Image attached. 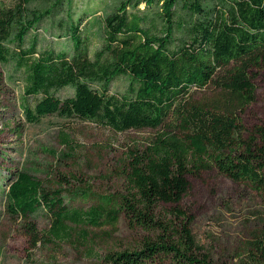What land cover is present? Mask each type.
I'll return each instance as SVG.
<instances>
[{
  "label": "trees",
  "instance_id": "trees-1",
  "mask_svg": "<svg viewBox=\"0 0 264 264\" xmlns=\"http://www.w3.org/2000/svg\"><path fill=\"white\" fill-rule=\"evenodd\" d=\"M43 1L51 6L31 7ZM71 3L0 0V64H14L22 78L20 108L27 122L58 115L116 133L163 131L129 154L126 194L96 196L86 210L70 208L60 190L16 171L7 183L9 212L28 221L46 208L49 235L58 240L73 238L77 227L115 226L122 216L134 227L163 231L139 250L107 254L103 264H213L197 257L189 222L178 231L155 215L171 205L179 217L190 178L213 171L264 200V125L247 133L238 115L255 100L250 69L264 62V0H119L97 21L101 45L93 53L82 19L75 24L72 17L71 53L41 51L36 38L28 41L46 18ZM120 78L127 79V88L111 93ZM6 88L3 70L0 109L7 108ZM67 88L73 96L55 95ZM207 89L214 97L196 98ZM26 228L36 244V227ZM239 259L238 264H264V227Z\"/></svg>",
  "mask_w": 264,
  "mask_h": 264
},
{
  "label": "rangeland",
  "instance_id": "rangeland-1",
  "mask_svg": "<svg viewBox=\"0 0 264 264\" xmlns=\"http://www.w3.org/2000/svg\"><path fill=\"white\" fill-rule=\"evenodd\" d=\"M118 1L72 0L64 11L56 10L46 18L28 41L36 38L41 51L71 53L72 17L75 24L82 19L83 29L92 37L93 53L101 45L97 21L111 13ZM40 6L49 8L51 3L43 1L42 5L31 7ZM140 8L145 9V4ZM3 70L7 88L2 102L7 108L0 109V264H103L109 253L136 251L147 239L162 237V230L149 232L134 227L122 216L115 226L77 227L73 238L58 240L49 235L52 224L46 208L42 207L28 221L9 212L7 183L16 171L28 172L52 190H60L70 208L86 210L96 196L126 194L129 154L145 149L163 130L116 133L93 122L58 115L28 123L20 108L24 94L22 78L14 71V64H0V73ZM250 76L255 100L238 114L247 133L264 125V62L251 67ZM127 85L126 78L117 79L110 92L123 93ZM73 94L71 88L55 92L61 99ZM213 94V89H207L196 93V98H211ZM19 125L21 136L17 134ZM86 193L91 194L89 200H85ZM175 207L162 205L155 220L171 223L178 231L189 222L197 257H207L213 264H238L249 241L264 227V200L249 187L216 171L190 178L179 217L173 214ZM28 224L37 229L36 244L29 236Z\"/></svg>",
  "mask_w": 264,
  "mask_h": 264
}]
</instances>
